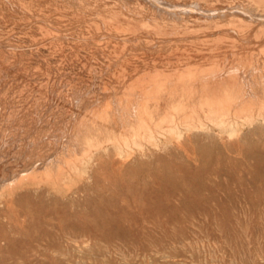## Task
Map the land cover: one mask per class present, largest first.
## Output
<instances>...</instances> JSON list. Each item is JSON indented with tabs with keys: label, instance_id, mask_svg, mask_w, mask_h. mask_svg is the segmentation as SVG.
Listing matches in <instances>:
<instances>
[{
	"label": "bare ground",
	"instance_id": "bare-ground-1",
	"mask_svg": "<svg viewBox=\"0 0 264 264\" xmlns=\"http://www.w3.org/2000/svg\"><path fill=\"white\" fill-rule=\"evenodd\" d=\"M204 118L264 133V0H0V191Z\"/></svg>",
	"mask_w": 264,
	"mask_h": 264
},
{
	"label": "rangeland",
	"instance_id": "rangeland-1",
	"mask_svg": "<svg viewBox=\"0 0 264 264\" xmlns=\"http://www.w3.org/2000/svg\"><path fill=\"white\" fill-rule=\"evenodd\" d=\"M204 121L0 191V264H264V133Z\"/></svg>",
	"mask_w": 264,
	"mask_h": 264
}]
</instances>
